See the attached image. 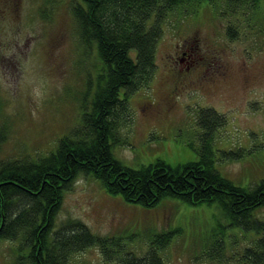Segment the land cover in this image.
Here are the masks:
<instances>
[{
  "label": "rangeland",
  "instance_id": "374dc122",
  "mask_svg": "<svg viewBox=\"0 0 264 264\" xmlns=\"http://www.w3.org/2000/svg\"><path fill=\"white\" fill-rule=\"evenodd\" d=\"M77 27L67 0H1L0 162L48 157L81 125L102 65ZM160 29L153 77L130 96L128 120L109 140L114 159L134 169L157 159L171 166L197 161L198 115L215 111L225 120L213 134L216 170L254 187L264 180V0L183 4ZM256 215L264 219V207ZM71 221L112 241L107 250L73 254L71 264L144 258L166 232L171 241L159 251L164 264H245L242 249L255 236L232 226L217 203L165 199L146 208L109 194L91 175L78 176L63 193L55 230ZM220 237L218 254L209 247ZM15 248L0 241V264L15 263Z\"/></svg>",
  "mask_w": 264,
  "mask_h": 264
},
{
  "label": "trees",
  "instance_id": "16d2710c",
  "mask_svg": "<svg viewBox=\"0 0 264 264\" xmlns=\"http://www.w3.org/2000/svg\"><path fill=\"white\" fill-rule=\"evenodd\" d=\"M67 1L79 40L97 50L101 79L91 106L82 108L81 125L59 141L56 152L37 161L0 162V241L15 244L14 264H71V256L87 248H109L110 239L92 234L81 222L55 230L63 193L80 175H91L109 194L146 208L165 199L194 206L217 203L232 226L255 235L242 249V262L264 264V219L256 215L264 207V180L240 187L216 170L213 134L225 125L222 115H198L203 133L197 161L171 166L157 159L134 169L115 160L109 144L128 120L130 96L153 77L155 48L167 15L183 4L216 0ZM225 1L245 6L258 0ZM213 239L209 248L219 254L225 238ZM170 241L169 233L160 234L146 257L122 264H164L159 251Z\"/></svg>",
  "mask_w": 264,
  "mask_h": 264
},
{
  "label": "flooded vegetation",
  "instance_id": "af4514ba",
  "mask_svg": "<svg viewBox=\"0 0 264 264\" xmlns=\"http://www.w3.org/2000/svg\"><path fill=\"white\" fill-rule=\"evenodd\" d=\"M185 56H186L185 51H183V52L180 54V58H179V60H180L181 62L185 61ZM225 74H226V73H224V72L221 73L222 76L225 75Z\"/></svg>",
  "mask_w": 264,
  "mask_h": 264
}]
</instances>
